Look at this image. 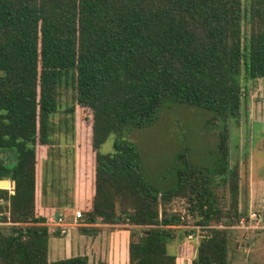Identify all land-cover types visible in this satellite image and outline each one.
I'll return each mask as SVG.
<instances>
[{"label":"trees","instance_id":"16d2710c","mask_svg":"<svg viewBox=\"0 0 264 264\" xmlns=\"http://www.w3.org/2000/svg\"><path fill=\"white\" fill-rule=\"evenodd\" d=\"M64 79L89 113L80 231L124 227L129 264H178L169 242L199 228L206 235L191 264H229L232 230L250 217L228 127L240 123L249 84L264 80V0H0V157H14L11 166L0 160V181L16 184L14 194L0 190V264H90L86 255L49 257L50 240L65 237L49 218L74 213L43 204ZM179 105L207 112L224 131L213 168L181 152L176 185L161 190L129 138ZM112 135L115 151L103 154Z\"/></svg>","mask_w":264,"mask_h":264},{"label":"rangeland","instance_id":"374dc122","mask_svg":"<svg viewBox=\"0 0 264 264\" xmlns=\"http://www.w3.org/2000/svg\"><path fill=\"white\" fill-rule=\"evenodd\" d=\"M249 86L252 91L250 97L243 100L245 109L240 123L233 122L228 127L231 139L229 160L231 165L239 162L243 176L241 211L249 216L257 214L264 223V214L261 213L264 199V80L256 86L252 83ZM88 117L87 111L77 108L72 81L64 79L58 112L50 117V155L43 164V204L54 206L61 212L72 209L73 215L63 219L68 224L75 223L77 212L86 202L81 147ZM210 121L207 112L179 105L165 110L155 126L130 136L129 139L141 150L147 176L154 185L161 190L176 185L174 173L181 166V161L177 160L181 152H188L192 164L215 166L219 134L224 131V126L219 123L210 125ZM115 138L112 135L102 146L103 154L114 153ZM11 159L10 165L14 163V157ZM251 174L255 182H262L254 197L250 192ZM7 181L13 184L11 180ZM174 208L183 210V202H174ZM262 223L259 226L258 222L249 221L248 225L262 227ZM81 228L69 227L64 238L50 240L51 262L86 255L90 264H99L103 260L110 264H129L130 232L124 227L101 226L96 236L84 235ZM195 229L198 236L194 239H188L184 231H179L177 238L169 242V253L178 258V264H191L197 257L200 239L206 231ZM232 232L229 264H264V230L236 228Z\"/></svg>","mask_w":264,"mask_h":264},{"label":"built area","instance_id":"2783aa9c","mask_svg":"<svg viewBox=\"0 0 264 264\" xmlns=\"http://www.w3.org/2000/svg\"><path fill=\"white\" fill-rule=\"evenodd\" d=\"M4 180L0 181V190H6L8 191L10 194H14V187L13 185L9 182V187L8 188H4L1 186L2 182ZM2 200H0V204H1ZM82 217V212H77L76 214V218H75V223H70L68 224L67 222H65L61 217L58 220H55L54 218L50 219L47 222V226L50 228H61L62 229V234H66L67 233V228L69 227H81L82 225L80 224L79 220ZM249 221L252 222H258V225L262 222V220H260V217L257 216V214L253 213L252 215H250V218L248 220H243L241 222V225L237 228V229H242V230H250V229H260L261 227L259 226H250ZM79 222V223H78ZM2 223L0 222V225ZM192 239V237H191Z\"/></svg>","mask_w":264,"mask_h":264},{"label":"crops","instance_id":"0c3cea01","mask_svg":"<svg viewBox=\"0 0 264 264\" xmlns=\"http://www.w3.org/2000/svg\"><path fill=\"white\" fill-rule=\"evenodd\" d=\"M11 160V159H10ZM47 161V160H46ZM12 162V161H11ZM261 183L262 182H255L254 181V179H253V177H252V174H251V178H250V192H251V196L252 197H254V195H255V193H256V191H257V189H258V186L259 185H261ZM13 187L15 188V186H14V182H13ZM251 202H252V200H251ZM251 207H252V205H250ZM250 206H249V208H250ZM261 212H263V214H264V199L262 200V205H261ZM59 213V212H58ZM60 214V213H59ZM253 214V213H252ZM251 214V215H252ZM61 217V215L59 216V218ZM250 217V216H249ZM52 218H54L55 220H56V214H55V216L54 217H51V218H49V220L50 219H52ZM48 220V221H49ZM74 221H75V219H74ZM262 222H263V220H262ZM261 222V223H262ZM71 223V222H70ZM262 224H264V223H262ZM261 230H264V225L260 228ZM71 257V256H70ZM68 258V257H67ZM103 261H106V260H103ZM106 262H108V261H106ZM109 263V262H108ZM110 264V263H109Z\"/></svg>","mask_w":264,"mask_h":264},{"label":"water","instance_id":"95a60500","mask_svg":"<svg viewBox=\"0 0 264 264\" xmlns=\"http://www.w3.org/2000/svg\"><path fill=\"white\" fill-rule=\"evenodd\" d=\"M4 183H8V184H9V181L4 180V181L2 182L1 186L5 188V186L3 185ZM15 185H16V184H15V182H14V186H15ZM59 216H60V214L57 212V213H56V220L59 219Z\"/></svg>","mask_w":264,"mask_h":264},{"label":"flooded vegetation","instance_id":"af4514ba","mask_svg":"<svg viewBox=\"0 0 264 264\" xmlns=\"http://www.w3.org/2000/svg\"><path fill=\"white\" fill-rule=\"evenodd\" d=\"M0 160H5V164L11 166L10 165L11 161H8L5 157L4 158L1 157Z\"/></svg>","mask_w":264,"mask_h":264},{"label":"bare ground","instance_id":"6f19581e","mask_svg":"<svg viewBox=\"0 0 264 264\" xmlns=\"http://www.w3.org/2000/svg\"><path fill=\"white\" fill-rule=\"evenodd\" d=\"M7 188H8V186H7Z\"/></svg>","mask_w":264,"mask_h":264}]
</instances>
